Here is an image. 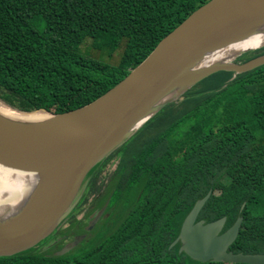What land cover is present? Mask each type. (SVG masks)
<instances>
[{
    "label": "trees",
    "instance_id": "1",
    "mask_svg": "<svg viewBox=\"0 0 264 264\" xmlns=\"http://www.w3.org/2000/svg\"><path fill=\"white\" fill-rule=\"evenodd\" d=\"M208 1L0 0V99L26 112L79 108ZM87 38L110 52L121 47L119 62L83 56L79 47ZM263 53L264 46L236 60ZM232 76L211 74L165 104L103 160L119 158L101 194L103 161L92 170L78 203L82 208L93 198L83 217H76L77 205L66 226L36 247L0 256V264H231L198 262L178 251L180 243L170 246L210 189L197 219L225 216V230L242 216L229 250L264 253V65ZM106 201L103 216L86 230ZM78 235H85L79 244L56 254Z\"/></svg>",
    "mask_w": 264,
    "mask_h": 264
},
{
    "label": "water",
    "instance_id": "2",
    "mask_svg": "<svg viewBox=\"0 0 264 264\" xmlns=\"http://www.w3.org/2000/svg\"><path fill=\"white\" fill-rule=\"evenodd\" d=\"M262 22L264 0H209L93 101L63 113H51L50 119L38 123L0 116V164L42 178L23 208L10 219H0V256L36 247L63 226L86 189L92 170L165 104L182 99L187 89L216 72L231 71L233 78L264 65L263 53L244 61L195 67L201 55L250 35V30ZM263 46L242 51L233 60ZM210 195L211 189L195 201L170 246L180 243L179 252L202 263L264 264V253L229 250L242 216L225 230V216L209 222L197 219ZM105 206L91 215L86 230L97 223ZM84 237L75 236L56 254L67 253Z\"/></svg>",
    "mask_w": 264,
    "mask_h": 264
},
{
    "label": "bare ground",
    "instance_id": "3",
    "mask_svg": "<svg viewBox=\"0 0 264 264\" xmlns=\"http://www.w3.org/2000/svg\"><path fill=\"white\" fill-rule=\"evenodd\" d=\"M249 34L244 38H238L224 46L201 55L197 59L195 67H204L213 63H229L238 53L264 45V22L254 26ZM5 104V102L0 100V116L6 119L38 123L52 117L51 113L48 112H21L7 107L6 105L8 103ZM5 170H8L10 173L4 177L0 176V196L7 197L4 201L11 203V206L9 205L11 209L3 212L4 208H0V216L2 219H10L27 204L37 190L42 178L34 173L0 164V172Z\"/></svg>",
    "mask_w": 264,
    "mask_h": 264
},
{
    "label": "rangeland",
    "instance_id": "4",
    "mask_svg": "<svg viewBox=\"0 0 264 264\" xmlns=\"http://www.w3.org/2000/svg\"><path fill=\"white\" fill-rule=\"evenodd\" d=\"M79 51L80 53L89 58V59H92V60H98V61H101V62H104V63H108V64H111V65H116L118 62H119V59H120V56H121V52H122V48H118L116 49L114 52H110L108 49L106 48H97L94 46V43L91 39H85L84 42L80 45L79 47ZM248 53V52H247ZM237 60H232L231 62H236ZM1 100V99H0ZM2 101V100H1ZM4 102V101H2ZM6 105V104H5ZM7 107L9 108H12L14 109L13 107L9 106L8 104L6 105ZM14 110H17V109H14ZM7 111V110H5ZM117 162H118V156L115 155L114 157H112V159L107 163V165L105 167L102 168V171L100 172L99 174V178H104L106 177L108 174H111L113 173V171L116 169V165H117ZM8 173H10L8 170H5V171H1L0 172V176L1 177H4L6 176ZM101 180V179H100ZM212 192V191H211ZM5 198H7L6 196H0V200L2 199L3 201L5 200ZM90 199V197H89ZM1 200L0 202V208L3 209V212H7L8 210L11 209V203L10 202H7V201H4V204H3V201ZM6 202V204H5ZM10 205V206H9ZM76 212V217L77 218H80L81 215H82V208H81V214H80V210L79 209H76L75 210ZM0 219L1 216H0ZM49 242H46V244L40 246L41 249L45 248L46 246H48ZM39 249V250H41Z\"/></svg>",
    "mask_w": 264,
    "mask_h": 264
},
{
    "label": "flooded vegetation",
    "instance_id": "5",
    "mask_svg": "<svg viewBox=\"0 0 264 264\" xmlns=\"http://www.w3.org/2000/svg\"><path fill=\"white\" fill-rule=\"evenodd\" d=\"M258 55H259V54H258ZM255 56H256V55H255ZM242 61H244V60H242ZM111 159H112V158H111ZM111 159H110V160H111ZM110 160H109V161H110ZM118 162H119V158H118ZM118 162H117V165H118ZM107 163H108V162H107ZM107 163H104V161H103V162L101 163V165L98 167V169H100V170L102 171V168L105 167V166L107 165ZM117 165H116V169H117ZM116 169H115L114 171H116ZM114 171H113V172H114ZM112 174H113V173L108 174V175H107L106 177H104V178H99V179H98L97 185L101 184V186H100V188H99V189H101V190H100V194L103 192L104 189H107V186H108V184H109V180H110V178L112 177ZM100 179H101V180H100ZM83 193H84V192H83ZM83 193H82V195H81V197H80L78 203L81 201V198H82V196H83ZM98 196H99V194L96 195L95 198H97ZM92 199H93V198L90 197V199H88L87 202H86L85 204L82 205V215H81V217L84 216L86 210L90 207V204L92 203ZM78 203H77V205H79ZM77 205H76V207H77ZM105 205L107 206V201L103 204V206H102L98 211H100ZM106 206H105V210H106ZM76 207H75V208H76ZM78 209L80 210V214H81V204L79 205ZM105 210H104V212H105ZM98 211H97V212H98ZM97 212H96V213H97ZM104 212H103V214H104ZM96 213H95V214H96ZM103 214H102V216H103ZM106 215H107V214H105L104 217H105ZM102 216H101V217H102ZM81 217H80V218H81ZM101 217H100V218H101ZM66 223H67V220H66V222H65V224H64L65 226H66ZM73 238H74V237H73ZM73 238H72V239H73ZM72 239H70V240H66V242H69V241H71ZM54 243H55V240H52V241L49 242L48 245L51 246V245L54 244Z\"/></svg>",
    "mask_w": 264,
    "mask_h": 264
}]
</instances>
